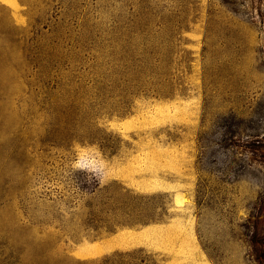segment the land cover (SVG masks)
<instances>
[{"label":"rangeland","instance_id":"374dc122","mask_svg":"<svg viewBox=\"0 0 264 264\" xmlns=\"http://www.w3.org/2000/svg\"><path fill=\"white\" fill-rule=\"evenodd\" d=\"M0 264H264V0H0Z\"/></svg>","mask_w":264,"mask_h":264},{"label":"trees","instance_id":"16d2710c","mask_svg":"<svg viewBox=\"0 0 264 264\" xmlns=\"http://www.w3.org/2000/svg\"><path fill=\"white\" fill-rule=\"evenodd\" d=\"M141 220V219H140Z\"/></svg>","mask_w":264,"mask_h":264}]
</instances>
